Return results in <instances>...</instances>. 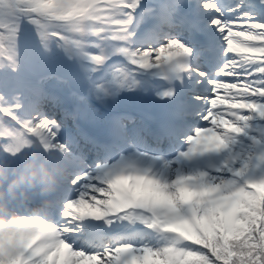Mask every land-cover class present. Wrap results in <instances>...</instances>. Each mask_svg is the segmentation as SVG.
I'll use <instances>...</instances> for the list:
<instances>
[{"label": "snow or ice", "instance_id": "snow-or-ice-1", "mask_svg": "<svg viewBox=\"0 0 264 264\" xmlns=\"http://www.w3.org/2000/svg\"><path fill=\"white\" fill-rule=\"evenodd\" d=\"M0 264H264V0H0Z\"/></svg>", "mask_w": 264, "mask_h": 264}, {"label": "rangeland", "instance_id": "rangeland-1", "mask_svg": "<svg viewBox=\"0 0 264 264\" xmlns=\"http://www.w3.org/2000/svg\"><path fill=\"white\" fill-rule=\"evenodd\" d=\"M27 37L28 39L24 43H22V51L25 57H27L28 59H31L33 55V47H32V41H31V27H29L27 30ZM34 80H35V77L33 74L22 71L20 77L10 79L9 85H8L9 92L11 93L16 90L24 91V89L26 90L25 88L26 86L30 87L31 84L34 83ZM17 81L21 82L20 87H18ZM58 85L59 84H57L58 89L64 88L63 85H60V87Z\"/></svg>", "mask_w": 264, "mask_h": 264}, {"label": "bare ground", "instance_id": "bare-ground-1", "mask_svg": "<svg viewBox=\"0 0 264 264\" xmlns=\"http://www.w3.org/2000/svg\"><path fill=\"white\" fill-rule=\"evenodd\" d=\"M125 106H127L125 109L132 111V107L134 109H148V108H154V103L153 102H146L145 99L141 98H129L123 103ZM51 110V109H50Z\"/></svg>", "mask_w": 264, "mask_h": 264}]
</instances>
